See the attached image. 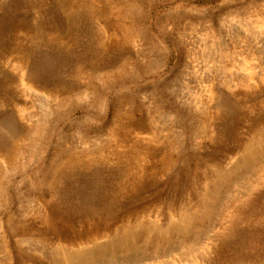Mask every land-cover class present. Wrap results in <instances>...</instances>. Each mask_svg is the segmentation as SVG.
Here are the masks:
<instances>
[{"label":"rangeland","instance_id":"1","mask_svg":"<svg viewBox=\"0 0 264 264\" xmlns=\"http://www.w3.org/2000/svg\"><path fill=\"white\" fill-rule=\"evenodd\" d=\"M62 263L264 264V0H0V264Z\"/></svg>","mask_w":264,"mask_h":264},{"label":"bare ground","instance_id":"2","mask_svg":"<svg viewBox=\"0 0 264 264\" xmlns=\"http://www.w3.org/2000/svg\"><path fill=\"white\" fill-rule=\"evenodd\" d=\"M71 257H72V256H70V258H71ZM69 262H71L70 259H69ZM62 264H63V263H62ZM69 264H70V263H69Z\"/></svg>","mask_w":264,"mask_h":264}]
</instances>
